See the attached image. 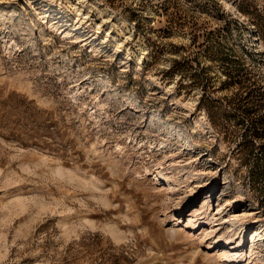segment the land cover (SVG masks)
Wrapping results in <instances>:
<instances>
[{
	"label": "rangeland",
	"instance_id": "1",
	"mask_svg": "<svg viewBox=\"0 0 264 264\" xmlns=\"http://www.w3.org/2000/svg\"><path fill=\"white\" fill-rule=\"evenodd\" d=\"M0 264H264V0H0Z\"/></svg>",
	"mask_w": 264,
	"mask_h": 264
},
{
	"label": "bare ground",
	"instance_id": "2",
	"mask_svg": "<svg viewBox=\"0 0 264 264\" xmlns=\"http://www.w3.org/2000/svg\"><path fill=\"white\" fill-rule=\"evenodd\" d=\"M76 13H78V10H76ZM77 18H79V15L77 14V16H76ZM82 19H80L79 21H81ZM107 36L108 35H104L103 37H102V39L101 40H103V41H106L107 40ZM255 40V39H254ZM119 48L120 47H114V51H118L119 50ZM138 63V62H137ZM250 253H252V251L250 252Z\"/></svg>",
	"mask_w": 264,
	"mask_h": 264
},
{
	"label": "trees",
	"instance_id": "3",
	"mask_svg": "<svg viewBox=\"0 0 264 264\" xmlns=\"http://www.w3.org/2000/svg\"><path fill=\"white\" fill-rule=\"evenodd\" d=\"M255 135H258L257 133H255Z\"/></svg>",
	"mask_w": 264,
	"mask_h": 264
}]
</instances>
